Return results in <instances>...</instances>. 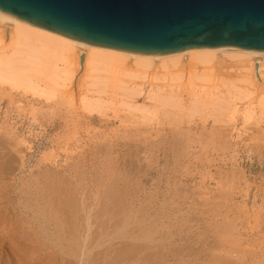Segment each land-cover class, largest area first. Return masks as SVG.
I'll list each match as a JSON object with an SVG mask.
<instances>
[{"label": "rangeland", "instance_id": "374dc122", "mask_svg": "<svg viewBox=\"0 0 264 264\" xmlns=\"http://www.w3.org/2000/svg\"><path fill=\"white\" fill-rule=\"evenodd\" d=\"M89 70L85 71L83 79H78L83 81V87L77 80L71 85L67 82V87H58L57 94L51 99L31 93L20 94L15 90L0 91V189H4L1 191L5 193L0 197V208L4 209L5 223L8 221L12 228L15 224L11 214L15 193L9 191L10 187L11 191L14 187L17 192L20 189L24 228V235L20 238L23 243L14 242L2 229L0 235H5L0 236L1 264L12 263L11 259L8 261L13 256L8 253L10 251L22 256L21 264L103 263L132 246L136 245L139 250L140 245L137 244H141L140 249L145 250L142 245H147L146 250L158 252L153 256L159 263L264 264V108L257 105L260 97H255L257 100L252 103L255 111L248 115L252 117L248 120L243 110L252 106L247 105V100L236 101L237 104L240 101L237 107L240 111L237 110L234 116L226 113L224 118L216 117L218 114L214 115L216 118L212 117L210 115L213 114L205 109V113L192 118H181L179 125L171 121L172 117H168L171 118L169 122L159 110L158 116L144 120L142 105L150 107L153 103L159 104L147 100L149 80L145 85L147 88L144 86L146 91L130 99L120 96L122 91L115 86L117 80L112 79L114 83L109 80L107 94L102 95L103 109L91 111L83 105L84 96L91 99L97 96L94 93L97 88L90 84L91 74L95 76L96 73ZM155 71L154 74H158ZM114 74L107 76L113 78ZM154 74L151 72L150 78L160 77V73ZM117 75V79H128ZM170 76L167 81L174 84L176 76L175 81H171ZM183 76L180 82L177 79L179 84L183 81L188 83L189 79L185 78L188 76L185 73ZM159 81L154 80L156 84ZM168 83L161 80L159 84ZM187 89H179L183 93L182 104H188L191 98ZM128 103L133 105L132 108L137 106L135 110ZM150 109L154 111V108ZM173 109L171 111L177 112L176 108ZM181 109L178 108V111H183ZM228 114L234 118L231 119ZM186 118L187 122L183 121ZM162 120L164 124H161ZM112 191L117 193V197L122 191L119 197L124 196L115 205L107 198ZM54 201L66 205L67 210L62 215L64 221L57 218L51 223L48 219L52 225H49L50 235L45 236L39 233L44 220L39 221L44 216L36 212L39 205L53 204ZM8 205L11 208L7 209ZM125 209L129 212H122L125 215L121 213L125 221L122 216L117 218L121 221L112 217L115 212ZM31 212L32 216L39 218L31 219ZM86 217L92 220L88 221ZM186 220H189L188 224ZM126 221L131 222V226ZM164 255L169 258H163ZM42 257H51L54 263L44 261L46 259Z\"/></svg>", "mask_w": 264, "mask_h": 264}, {"label": "bare ground", "instance_id": "6f19581e", "mask_svg": "<svg viewBox=\"0 0 264 264\" xmlns=\"http://www.w3.org/2000/svg\"><path fill=\"white\" fill-rule=\"evenodd\" d=\"M82 55L85 56V61H84L83 65H81V63H80V58ZM89 67L91 68L90 70L88 69ZM88 70H89V72L92 70V72L96 73V74H94L95 76H92L93 73L91 74L92 82H90V84L92 86H95V88H97V89L94 90L95 92L94 91H90V92L96 93L95 95H97V96L92 98V99L88 98L87 95L83 97L84 107H88L89 109L91 108V111H93V110L98 111L99 108L103 109L102 106H103V100L104 99H103L102 95L104 93L107 94V87H108L107 84H109V80H110V82L113 80H115V81L117 80L115 82V86H116V88H118L119 91L120 90L122 91V92L120 91L121 95L119 93L118 94L120 96H123L124 98L126 97L129 99L133 96L135 97L137 95L139 96V95L143 94L144 91H146L144 89V86L146 85V83L149 80V82H148V84L150 83L149 89H147V91H146V95L148 96V98L147 97H145V98H147V100L150 99V101L152 100V101L157 102L159 104L153 103L154 104L153 105L151 103L152 106L149 105L151 108H154V111H152L153 109H150V107L147 106L148 104L146 106L142 105V106H144V108L147 107V109L146 108L144 109L143 107L141 109L143 112L142 118H144V120H146V119L152 120L154 117L158 116L159 110H161V112H162L161 115H164L167 118L172 117L173 119L170 118L171 121L174 120V123L176 124V122H177L179 125H180L179 122H181V120L184 119L183 117H188V119H189V118H192L194 115L196 116V114H199L202 112L205 113L207 109L213 115L208 114L209 113L208 111H207L208 113H206V114L210 115L212 117L215 114H218L217 116L216 115L215 116L216 117L219 116V118H220V116L221 117L223 116L222 118H224L227 115L226 113H229V112H230V114H233V116H234L237 114L236 111L239 110V109H237V107L239 106L238 104L240 103V101L247 100V102L245 101L247 103V105L252 106V103L255 100H257L255 97H257L258 99L260 97V100L259 101L257 100V102L260 105L259 104H257V105L260 107L262 106L264 108V52L248 51V50H243L240 48H233V47H221V48L186 50V51H182V52H178V53L160 55V56L135 54V53H129V52H124V51L114 50V49H110V48L100 47L97 45H92V44H88L85 42H81V41L72 39L70 37L58 34L56 32L50 31V30L45 29L43 27L33 25V24H30V23H27L24 21H20L15 16H12V15L0 10V91L1 92L4 93L5 91H8V90H9V92H11V91L15 90V91H17V93H20V94L31 93L32 95H38L39 97H45L46 99H51L52 97H54L57 94V90H59L58 87H63V88L67 87L66 86L68 84L67 82H69L70 83L69 85H71L72 82L77 80V83L78 84L80 83V86H81V84H83L82 83L83 81L81 82L80 78H82L85 71H88ZM154 71H155V73H157V72H158V74L160 73L161 78L167 72H169V73H168V75L166 74L167 76L163 77L164 79H161L159 76L158 77L154 76V77L150 78V73L153 72V74H154ZM161 71H163V72L161 73ZM176 71H178V72H176ZM112 73H115L112 76L113 78H111L110 76H107V74L112 75ZM117 73H118V75L120 74L123 77H128V79H125V78L123 79L122 77H120V75L119 76L117 75L120 78H118V79L115 78V75ZM177 73H178V75H175ZM184 73L188 76L185 78L189 79V81H186L188 83H184V81H183V82H181V84H179V82L181 80H183L182 78L184 77L183 76ZM105 74H106V76H104ZM158 74H154V75H158ZM170 75L176 76V81H175V77L172 76L173 77L172 78ZM168 76L171 77L170 78L171 81H175L174 84L168 83L169 82V80L167 81ZM78 79H80V80H78ZM146 79H147V81L144 82V80H146ZM177 79L179 80V82ZM150 80H153V81H150ZM154 80H157V81L163 80L164 83L166 81L168 84L167 85H165V84L161 85L163 82H161V84H159L160 81L158 84H156L157 82L155 83ZM176 82H177V84H176ZM112 83H114V81ZM81 87H83V85ZM145 88H147V87L145 86ZM181 88H183V90H184V88L185 89L188 88L187 90L189 91V94L191 97L188 100L189 103L188 104L185 103L186 105L181 103V100H182L181 95L183 94L180 91ZM68 92H70V91H68ZM63 94H64V92H63ZM70 94H71V92H70ZM64 97H65V95H64ZM90 97H91V95H90ZM238 100H240V101L237 104L236 101H238ZM131 102H132V100H131ZM128 104L127 105L130 108H132L133 105L131 106L130 103H128ZM241 105H243V104H241ZM244 105H246V104H244ZM167 106L169 108L172 107V108H170L171 110L173 108H174L173 110H175V108H176L177 110H175V111H177L178 113L173 112L171 110H168ZM249 106H247V107H249ZM135 107H137V106H135ZM135 107H133L132 109H134ZM243 107L245 108V106H243ZM253 107H254V104H253L252 108L249 107L248 110H243L244 114H245V112L247 113V115H246L247 119L246 120H248V118L250 119L251 116H248V115H250L252 113L253 109H255ZM178 108H180V109L182 108L181 110L186 111V113H182L183 111H181V110H180L181 112H179ZM235 112H236V114H235ZM241 112H242V110H241ZM229 116L230 115L228 114V117ZM233 116L232 115L230 116L231 119ZM246 116H245V118H246ZM159 118L161 119V117H159ZM162 119H164V118H162ZM170 119H169V122H170ZM186 120H187V118L183 121H186ZM162 122H161V124L165 123V121H163V120H162ZM166 125H167V123H166ZM178 126H176V127H178ZM164 128L165 127L163 126V130H164ZM0 179H1V177H0ZM2 179H5V178H2ZM3 183H5V182H3ZM116 188H117V186H116ZM44 189H45V186H44ZM1 190H4V189H2V188L0 189V194H1L0 197L2 198L3 194H5V193H4V191H1ZM19 190L17 192L16 187H14L13 190L11 191V187H10V191H9V193H11V192L15 193V196L13 197L14 201H15V203L13 202L14 203V206L12 208L13 212L11 213V211L8 210V211H10L11 214L14 215L13 217L15 220V224L13 223L14 225H12V228H10V226L7 224V222H8L7 220H6L7 222L5 223V220L3 219L4 218V215H3L4 209L0 208V233L6 232L8 234V236L10 237V239L14 240V242L23 243L22 239H21L22 242H20V238H22L24 235L23 218H22V212L23 211L21 209L22 208L21 207V204H22L21 199H23V197L20 196L21 193L19 194ZM48 190H50V189L48 188ZM54 190H55V188H54ZM47 192L48 191H46V193ZM121 192H120V195L122 196ZM46 193H45V195H46ZM113 193H114L113 191H112V193L110 192V195L107 198L109 199L111 204L115 205L118 201H122V198L124 196L121 198V197H119L120 196L119 195L118 196L119 200H117V198H118L116 195L117 193L116 194H113ZM33 195H35V194L33 193ZM175 196L177 197L176 193H175ZM11 197L12 196H10L9 199ZM36 198H33V199H36ZM127 198H128V196H127ZM132 200H134V198H132ZM172 200H174V199H172ZM184 200H185V198H184ZM5 203H6V201H4L3 204H5ZM128 203H127V205H129ZM64 204H66V203H64ZM122 204H123V202H122ZM0 205H1V203H0ZM123 205H126V204H123ZM8 206L9 207L7 209L11 208L10 205H8ZM65 206L66 205L59 204L55 201L53 204L48 203L47 205L42 204V206H40V205L38 206V210L36 213H38V214L40 213L41 215L44 216V217L41 216L43 218L41 219V221H39L41 223V222H43L42 220H44V222L40 226L41 230L39 231V233H41L45 236L50 235L51 228L49 225L52 223L51 222L52 219L57 220V218H58L60 220L64 216V212L67 210L65 208ZM81 206H83V203ZM166 208H167V206H166ZM122 209H124V207ZM134 209L135 208H133V211H134ZM84 210H85V207H84ZM71 211H73V210H71ZM90 211H91V209H90ZM129 211H131V210H129ZM122 212L127 213L128 211L126 210V211L115 212L112 215V217L113 218L115 217L117 220V218L122 216L121 218L124 220L125 218H123V215H122L124 213H122ZM93 213H94V211H93ZM136 213H137V211H136ZM136 213H134V215ZM84 214H85V211H84ZM88 215H89V213H88ZM132 215L133 214H129V215L127 214V216H132ZM31 216H32V212H31ZM94 216H95V214H94ZM32 217L33 218H31V219H33V220L34 219L36 220V218L37 219L39 218V216H36V215H33ZM91 217L93 218V216H91ZM132 217H134V216H132ZM27 218H30L29 215H27ZM92 218H91V220H92ZM48 219L50 220L51 223L48 221ZM87 219L85 221H87ZM143 219H145V218H143ZM177 219H179V218H177ZM61 220L64 221V218H62ZM89 220L90 219H88V221ZM142 220L140 222H142ZM119 221H121V220H119ZM188 221H187V224H188ZM230 221H232V220H230ZM176 222H177V220H176ZM179 222H181V221H179ZM130 223H128V225ZM116 224H118V223H116ZM84 225H86V223ZM129 226H131V225H129ZM59 227H60V229L62 228L60 225H59ZM144 227H146V226H144ZM155 227H156V225H155ZM181 227H183V226H181ZM124 228L122 227V229H124ZM2 229H3V232H1ZM122 229H120V230L122 231ZM34 230L36 231V229H34ZM145 230H147V228ZM63 231H65L64 228H63ZM211 232H213V231H211ZM113 233H115V232H113ZM118 233H119V231H118ZM27 234H29V233H27ZM134 234H136V233H134ZM149 234H150V232H149ZM187 234H188V231H187ZM2 235H0V236H2ZM4 235L2 237H4ZM114 235H116V233ZM150 235H152V234H150ZM184 235H186V234L184 233ZM220 235H221V233H220ZM31 236H32V234H31ZM52 237H54V236H52ZM188 237H190V236H188ZM6 239H8V238L6 237ZM23 239H25V238H23ZM135 239H137V238H135ZM144 239H145V235H144ZM144 239H143V241H144ZM133 241H134V239H133ZM4 243H6V242H4ZM8 243H9V241H8ZM16 243H15V245H16ZM146 243H148V242H146ZM24 244H26V243H24ZM54 244H55V242H54ZM18 245L20 246L21 244H18ZM138 245L141 246V244H137V246ZM157 245L159 246V244H157ZM29 246H31V245H29ZM58 246H55L54 248H56V247L58 248ZM135 246L134 247L132 246V248H133V249L131 248L132 250L129 248V250H126V251L123 250V252L119 251L120 253L118 252L116 254L117 257L115 255V258L114 257L112 258L111 256H113V255L111 254L110 257L112 258V260H111V258H109L107 261H103V263L102 262L101 263L96 262L94 264H166V262L165 263L164 262L159 263L158 260L154 258L155 256H153L154 254H156L158 252H156L154 250H149V249L146 250L145 246H147V245H145V246L142 245V247H144L145 250L140 249V246H138L139 247V250H138L137 247H135ZM17 248H15V249H17ZM19 248L22 250V246H20ZM149 248H152V246L151 247L149 246ZM9 249H10V247H9ZM123 249H125V248H123ZM134 249H137V250H134ZM189 249H191V248H189ZM13 250L14 249H12V251ZM160 250H162V249H160ZM28 251H29V249H28ZM108 251H110V250H108ZM112 251H114V250H112ZM116 251H118V250H116ZM8 253H11V255H13L8 260V261H10V259L12 260L11 264H21L20 262H22V261H20V259H22V256H19V254L16 252L10 251ZM23 253L25 255H28L25 252H23ZM33 253H32L31 257L35 256ZM106 253H104V254H106ZM29 254H30V252H29ZM195 254H196V252H195ZM8 255H10V254H8ZM8 255H6V256L8 257ZM157 255H156V258H157ZM52 256H57V255L52 254ZM196 256H195V258H196ZM7 257H6V260H7ZM44 257H42V258H44ZM162 257L165 259L169 258L168 256H165V255ZM3 258H4V256H3ZM103 258L107 259L108 257H103ZM0 259H2V257ZM44 259H46V258H44ZM26 260H31V259H26ZM95 260H96V258H95ZM44 261L54 263L53 261H51V257H50V259H48V257H47V259ZM56 261H58V260L56 259ZM188 261H190V260H188ZM40 262H42V261L40 260ZM0 264H1V262H0ZM42 264H43V262H42ZM46 264H48V263H46Z\"/></svg>", "mask_w": 264, "mask_h": 264}, {"label": "water", "instance_id": "95a60500", "mask_svg": "<svg viewBox=\"0 0 264 264\" xmlns=\"http://www.w3.org/2000/svg\"><path fill=\"white\" fill-rule=\"evenodd\" d=\"M0 10L81 42L135 54L221 47L264 52V0H0Z\"/></svg>", "mask_w": 264, "mask_h": 264}]
</instances>
